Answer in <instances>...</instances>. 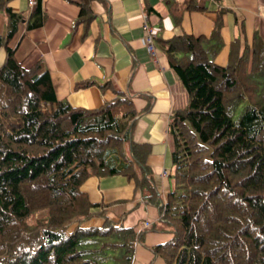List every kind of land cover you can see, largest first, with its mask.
Returning <instances> with one entry per match:
<instances>
[{
	"label": "trees",
	"instance_id": "1",
	"mask_svg": "<svg viewBox=\"0 0 264 264\" xmlns=\"http://www.w3.org/2000/svg\"><path fill=\"white\" fill-rule=\"evenodd\" d=\"M10 1L0 0V264H134L143 233L110 220L81 189L92 176L124 175L144 201L160 205L147 165L151 146L132 138L133 99L119 91L95 109L58 99L44 64L26 68L9 47L21 23L45 24L42 0L27 17ZM92 1L81 0L87 23ZM170 9L178 24L184 11L207 7L175 0ZM227 12L218 8L210 37L155 44L188 93L187 106L171 114L173 188L153 227L173 233L152 248L165 264H264V42L235 38L228 64H217ZM95 217L103 223L87 224Z\"/></svg>",
	"mask_w": 264,
	"mask_h": 264
},
{
	"label": "crops",
	"instance_id": "2",
	"mask_svg": "<svg viewBox=\"0 0 264 264\" xmlns=\"http://www.w3.org/2000/svg\"><path fill=\"white\" fill-rule=\"evenodd\" d=\"M173 1L93 0V17L87 23L80 18L81 0H42L47 13L45 24L27 30L21 23L9 42L24 67L44 64L51 73L57 98L73 107L98 108L119 91L133 99L139 116L132 138L151 146L147 165L160 204L167 201L173 187V139L168 132L171 114L187 106L188 93L165 53L157 47L155 54L149 51V31L155 34V44L158 38L168 40L183 34L210 37L218 8L223 6L229 12L223 16L224 47L215 59L217 64H228L235 38H240L243 45H252L258 35L264 42V0H223L221 5L214 0H197L207 10H186L178 24L174 19L177 11L170 9ZM8 5L27 17L33 2L11 0ZM4 23L5 18H1L0 33L5 31ZM5 59L6 50L1 48L0 67ZM87 80L92 85H81ZM135 188L136 183L124 175L92 176L81 187L92 203L103 204L110 220L143 233L134 264H165L152 248L170 241L173 233L153 229L160 224V205L144 201L142 191ZM103 221L95 217L87 224L101 225Z\"/></svg>",
	"mask_w": 264,
	"mask_h": 264
},
{
	"label": "built area",
	"instance_id": "3",
	"mask_svg": "<svg viewBox=\"0 0 264 264\" xmlns=\"http://www.w3.org/2000/svg\"><path fill=\"white\" fill-rule=\"evenodd\" d=\"M33 4H35L36 0H32ZM154 39H155V34L153 31H149L148 36H147V47L149 49V51L153 54L156 53V46L154 43ZM148 225V223H146V226Z\"/></svg>",
	"mask_w": 264,
	"mask_h": 264
},
{
	"label": "rangeland",
	"instance_id": "4",
	"mask_svg": "<svg viewBox=\"0 0 264 264\" xmlns=\"http://www.w3.org/2000/svg\"><path fill=\"white\" fill-rule=\"evenodd\" d=\"M239 113H240V112H239ZM237 115H238V114H237ZM170 181H171V178H170ZM171 182H172V181H171ZM171 184H172V183H171ZM172 188H173V187H172ZM171 190H172V189H171ZM73 228H74V227L72 226V227H71V230H72ZM164 244H165V243H164Z\"/></svg>",
	"mask_w": 264,
	"mask_h": 264
},
{
	"label": "water",
	"instance_id": "5",
	"mask_svg": "<svg viewBox=\"0 0 264 264\" xmlns=\"http://www.w3.org/2000/svg\"><path fill=\"white\" fill-rule=\"evenodd\" d=\"M163 204L161 203L160 206H162Z\"/></svg>",
	"mask_w": 264,
	"mask_h": 264
}]
</instances>
